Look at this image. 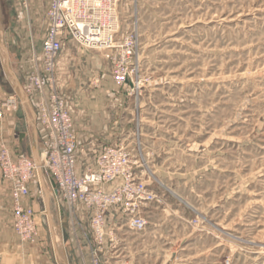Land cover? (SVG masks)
<instances>
[{
	"label": "rangeland",
	"instance_id": "1",
	"mask_svg": "<svg viewBox=\"0 0 264 264\" xmlns=\"http://www.w3.org/2000/svg\"><path fill=\"white\" fill-rule=\"evenodd\" d=\"M21 6L0 0V42L20 84L18 69L32 48L39 54L45 30V8L20 14ZM117 14L118 33L135 30L138 40L139 89L121 88V118L134 137L124 142L136 178L159 201L143 210V230H119L114 254L128 264H264V0H119ZM67 49L74 68L85 58L109 67L102 51L70 41L61 57ZM5 60L0 51V91L16 94ZM20 114L11 128L27 150L6 145L32 159L31 127ZM41 185L37 241L21 242L0 172V264H61L54 248L66 264L83 263L87 220L72 228L48 180Z\"/></svg>",
	"mask_w": 264,
	"mask_h": 264
},
{
	"label": "built area",
	"instance_id": "2",
	"mask_svg": "<svg viewBox=\"0 0 264 264\" xmlns=\"http://www.w3.org/2000/svg\"><path fill=\"white\" fill-rule=\"evenodd\" d=\"M119 0H21L19 13L36 6L45 8V30L39 54L32 48L26 59L22 88L32 106L40 139V168L55 185L61 213L82 229L87 220L91 239L82 264H128L118 258L119 230L141 231L147 220L143 210L158 202V194L136 178L132 149L124 141L99 144L88 160L76 136L72 111L61 93L57 59L65 41L81 49L105 53L112 82L130 90L139 89L136 52L137 34H119ZM18 13V14H19ZM100 76L92 79L97 86ZM132 95V94H129ZM18 105L15 94L0 91V121ZM0 172L9 184L12 228L21 242L37 241L38 216L27 202L30 186L37 180L33 159L13 154L0 141ZM83 230V229H82ZM74 231V230H72ZM115 253V254H114Z\"/></svg>",
	"mask_w": 264,
	"mask_h": 264
},
{
	"label": "crops",
	"instance_id": "3",
	"mask_svg": "<svg viewBox=\"0 0 264 264\" xmlns=\"http://www.w3.org/2000/svg\"><path fill=\"white\" fill-rule=\"evenodd\" d=\"M69 42L70 41H65L63 42V44H68ZM81 50L90 51L85 49ZM64 53V57H61L60 53L57 59L59 88L61 93L67 98L68 104L72 111L76 136L80 142V145L84 148L82 156H80L81 160H88L90 156L93 155V151L99 144H116L118 141H126L129 144L133 142L134 137L132 136L131 138V130L128 126L130 123V119L126 120V122H123L124 117L121 118V114L123 113V111H125L122 105L123 103H125L123 99H126L127 96H122V94L124 93L121 91V88L116 86L112 82L109 75V67L107 65H102L96 60H92L91 58H85V61H82V63L79 62V65L80 67H82V69L74 68L73 66H76L77 64L74 62L73 58L70 57L68 49L67 51L65 50ZM26 67L27 66L25 60L23 65L18 69V72H20L19 76H21L22 81ZM96 76H100V81L97 86H93L92 79ZM15 95L17 96V94ZM19 107L21 108L20 110ZM30 107L32 109L33 116L32 114H30L28 109L23 106L18 98V105L16 106V108L14 110L6 112L2 120L0 121V140L4 141L7 144L15 143L16 141H18L22 150H27V147L25 145V136L20 137L19 135H17L16 138L15 134L12 133L13 129L11 127H13L15 118L22 111V115L28 121L30 127L31 124L29 120L31 119L36 125L37 129L35 113L31 105ZM126 131L128 132L127 135L125 133ZM37 139L40 161L41 145L38 135V129ZM42 179L43 181H45V183L46 180H48L53 193V197L57 199L50 179L43 172ZM34 184H38L41 188V191L39 190L37 192V188H35ZM31 187L32 189L35 188V190L33 189L35 193L30 194L27 202L36 211L39 219L41 218V215L42 213H44V211H42L41 209V204L38 200V193L41 192L43 194V191L45 193V189L41 185L38 174L37 180L31 184ZM44 203V208L46 209V198ZM56 205L58 207L57 209L59 210L57 200ZM60 211L61 210H59V212Z\"/></svg>",
	"mask_w": 264,
	"mask_h": 264
},
{
	"label": "water",
	"instance_id": "4",
	"mask_svg": "<svg viewBox=\"0 0 264 264\" xmlns=\"http://www.w3.org/2000/svg\"><path fill=\"white\" fill-rule=\"evenodd\" d=\"M0 50L4 52L6 60H5V67H6V71L8 72V74L10 75L13 84L15 85V87H13V89L15 90L20 102L23 104V106L25 108L28 109V111L30 112V114H32L33 116V112L32 109L28 103V98L22 88V85L18 82V79L16 78V76L12 73V71L10 70L9 64H8V58H7V52L5 50V48L3 47V45L0 43ZM31 127H32V148H33V161L36 164L37 167V174L39 177V180L42 181V170L40 168V161H39V154H38V139H37V129H36V125L34 124V122L30 119L29 120ZM52 188L54 189L55 192V185L53 182H51ZM46 213H47V218H48V223H49V228L53 237V233H52V220L50 217V212H49V205H48V196L46 195ZM54 254L56 255V258L59 260V262L61 264H66V262L60 257L58 250L54 248Z\"/></svg>",
	"mask_w": 264,
	"mask_h": 264
},
{
	"label": "bare ground",
	"instance_id": "5",
	"mask_svg": "<svg viewBox=\"0 0 264 264\" xmlns=\"http://www.w3.org/2000/svg\"><path fill=\"white\" fill-rule=\"evenodd\" d=\"M1 43V42H0ZM1 51V50H0ZM14 87H15V85H14ZM16 88V87H15Z\"/></svg>",
	"mask_w": 264,
	"mask_h": 264
}]
</instances>
